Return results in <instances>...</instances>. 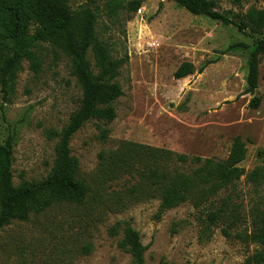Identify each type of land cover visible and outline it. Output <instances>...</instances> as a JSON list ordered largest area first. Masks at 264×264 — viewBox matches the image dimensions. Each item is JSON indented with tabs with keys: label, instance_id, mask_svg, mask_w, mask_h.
I'll return each mask as SVG.
<instances>
[{
	"label": "rangeland",
	"instance_id": "374dc122",
	"mask_svg": "<svg viewBox=\"0 0 264 264\" xmlns=\"http://www.w3.org/2000/svg\"><path fill=\"white\" fill-rule=\"evenodd\" d=\"M215 1L231 18L264 8V0ZM135 4L140 6L133 10ZM69 5L98 13L97 35L123 61L116 78L123 96L114 102V121L92 120L71 139L87 199H61L26 222L0 229V264H133L120 246L128 225L147 248L145 264H256L258 246L245 236L255 229L253 212L264 210V181L249 178L264 167V58L253 93L247 91V75L250 53L264 35L193 15L169 0H69ZM156 41L160 47L153 50L149 44ZM38 53V72L24 61L10 94L0 85V143L15 140V186L41 182L51 173L59 135L81 105L74 59L49 44ZM86 59L94 65L91 49ZM185 62L194 65V74L176 79ZM206 62L211 63L199 73ZM254 97L258 108L250 105ZM100 127L109 131L105 141ZM237 138L248 153L239 165L245 174L233 190L239 221L229 237L221 223L208 237L202 228L231 190L161 211L159 199L131 202L125 178L97 189L100 154L116 152L122 143L222 162Z\"/></svg>",
	"mask_w": 264,
	"mask_h": 264
},
{
	"label": "trees",
	"instance_id": "16d2710c",
	"mask_svg": "<svg viewBox=\"0 0 264 264\" xmlns=\"http://www.w3.org/2000/svg\"><path fill=\"white\" fill-rule=\"evenodd\" d=\"M196 16H205L225 25H235L239 31L264 35V8L250 10L234 18L218 9L215 0H169ZM238 2L240 0H237ZM140 4H135L136 10ZM238 19V22L235 21ZM98 13L89 7L73 10L69 0H0V85L6 94L14 88L24 61L38 72L42 61L38 49L45 44L59 48L75 62L74 76L82 89L80 108L59 135L51 173L41 182H24L15 186L13 179V152L15 140L9 137L0 143V229L14 221L26 222L32 213H40L55 202L66 199L82 203L89 188L78 179L79 162L72 155L71 139L92 120L112 122L117 118L114 102L123 96L116 81L123 61L115 59L107 43L96 32ZM91 49L94 65L86 59ZM264 58V38L252 49L248 61L247 91L259 86L260 62ZM211 62L198 70L202 73ZM195 72L192 63H183L175 72L176 79H184ZM251 107L258 108L260 99L254 97ZM99 137L105 141L109 131L99 128ZM247 146L241 138L235 139L225 161L195 157L189 159L170 150L150 148L135 143H122L118 151L100 154L98 190L108 182L126 179L131 202L160 200V210L172 209L186 202L214 196L222 190H231L221 199L217 211L207 214L202 234L210 235L212 227L224 226L222 232L231 236L239 221L234 202L237 182L245 174L239 165L246 159ZM147 159V160H146ZM191 168V171L188 169ZM250 179L264 181V167L250 174ZM234 190V191H233ZM257 213L255 229L245 240L256 243L254 263L264 264V210ZM116 234L118 227L111 229ZM242 237L241 235H239ZM121 248L132 257L133 264H145L147 248L139 232L129 225L124 230ZM167 264V263H162Z\"/></svg>",
	"mask_w": 264,
	"mask_h": 264
},
{
	"label": "built area",
	"instance_id": "2783aa9c",
	"mask_svg": "<svg viewBox=\"0 0 264 264\" xmlns=\"http://www.w3.org/2000/svg\"><path fill=\"white\" fill-rule=\"evenodd\" d=\"M142 14V9H140L139 11H138V15H141ZM149 47L151 48V49H153V50H155V49H158L159 47H160V43L159 42H152L151 44H149Z\"/></svg>",
	"mask_w": 264,
	"mask_h": 264
}]
</instances>
